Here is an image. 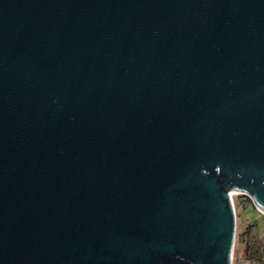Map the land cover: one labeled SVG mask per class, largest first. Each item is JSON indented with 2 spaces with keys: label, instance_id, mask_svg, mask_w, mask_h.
Returning <instances> with one entry per match:
<instances>
[{
  "label": "water",
  "instance_id": "obj_1",
  "mask_svg": "<svg viewBox=\"0 0 264 264\" xmlns=\"http://www.w3.org/2000/svg\"><path fill=\"white\" fill-rule=\"evenodd\" d=\"M264 214V0H0V264H233Z\"/></svg>",
  "mask_w": 264,
  "mask_h": 264
},
{
  "label": "rangeland",
  "instance_id": "obj_2",
  "mask_svg": "<svg viewBox=\"0 0 264 264\" xmlns=\"http://www.w3.org/2000/svg\"><path fill=\"white\" fill-rule=\"evenodd\" d=\"M256 208V207H255ZM249 212V211H248ZM245 213L246 211L242 209H237V231H236V241L234 246L233 253V264H258L255 260H249L245 255V242L241 241V233L245 230ZM252 216L251 220L257 221L256 231L259 232V229L262 228L264 224V217L256 215L252 212H249ZM264 216V214H263ZM260 264V262H259Z\"/></svg>",
  "mask_w": 264,
  "mask_h": 264
},
{
  "label": "trees",
  "instance_id": "obj_3",
  "mask_svg": "<svg viewBox=\"0 0 264 264\" xmlns=\"http://www.w3.org/2000/svg\"><path fill=\"white\" fill-rule=\"evenodd\" d=\"M257 222L253 221L241 233V241L245 242V255L249 260L264 264V242L256 231Z\"/></svg>",
  "mask_w": 264,
  "mask_h": 264
},
{
  "label": "built area",
  "instance_id": "obj_4",
  "mask_svg": "<svg viewBox=\"0 0 264 264\" xmlns=\"http://www.w3.org/2000/svg\"><path fill=\"white\" fill-rule=\"evenodd\" d=\"M231 197H232L236 211H237V209H242V210L246 211V209L249 206H252V205L254 206L252 199L250 197L242 194L241 192L233 191V192H231ZM260 264H262V262H260Z\"/></svg>",
  "mask_w": 264,
  "mask_h": 264
},
{
  "label": "crops",
  "instance_id": "obj_5",
  "mask_svg": "<svg viewBox=\"0 0 264 264\" xmlns=\"http://www.w3.org/2000/svg\"><path fill=\"white\" fill-rule=\"evenodd\" d=\"M252 212L256 215H259L261 217H264L263 216V213H261L257 208H255L253 205L252 206H249L247 209H246V213H245V221H246V224H245V227L248 226V224H250L251 222L255 221V220H251V214L249 212ZM264 219V218H263ZM257 222V221H256ZM258 225V224H257ZM258 235L259 237L261 238V240L264 242V224L262 225V228L259 229V232H258ZM256 261V260H255ZM258 262V261H257ZM259 264V262H258Z\"/></svg>",
  "mask_w": 264,
  "mask_h": 264
}]
</instances>
